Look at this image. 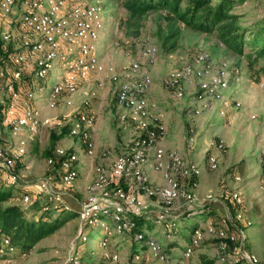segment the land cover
Here are the masks:
<instances>
[{"label": "built area", "instance_id": "1", "mask_svg": "<svg viewBox=\"0 0 264 264\" xmlns=\"http://www.w3.org/2000/svg\"><path fill=\"white\" fill-rule=\"evenodd\" d=\"M103 9L98 2L92 0H0V43L6 49L9 43H18V49L8 55L12 64L10 77L7 71L0 69V97L3 99L2 126L10 132L13 142L4 141L0 145V176L5 177V183L13 187H21L23 183L16 168L22 165L27 156V139L33 137L38 127L62 128L70 124L69 136L84 143L85 150L90 155L94 144L91 130L95 124V114L89 113L90 100L96 95L95 91H85V97L78 106L74 104V97L81 90L90 85L95 77H103L110 83L116 84L117 105L121 113V122H128L140 131L134 140L130 152L116 156L110 173L97 165L94 169V180L90 194L81 203L78 218L81 223L99 224L101 229L109 235H122L135 227L134 217L148 213L146 205L134 195L121 187L112 186L111 180L132 178L138 190L144 195H156L160 208L156 213V223L166 231L170 230V221L180 217L175 214L177 202H183L187 207H201L210 204L209 201L200 202L195 195L197 178L200 168L188 163L176 152H167L161 143L166 137V114L163 111H153L147 100V95L153 86V77L140 62L116 68L103 64L97 54L98 41L102 32ZM17 31V34L14 31ZM157 47L147 42L142 50V58L148 64H154ZM66 67V74L56 83L48 95L46 106L50 111L59 107L71 109L68 115L61 118H41L38 106L44 91L43 85L53 80V72L57 67ZM24 71L32 76L31 87L22 91L21 83ZM229 64L222 62L215 68L207 53L198 54L193 64L182 66L180 69L168 73L165 87L176 98L185 95V83H192L195 106L194 116H201L210 111L217 104L221 105L220 116L226 117L228 108L239 111L241 101H229L225 92L228 90ZM124 79V80H122ZM103 86L98 82V88ZM264 92V80L258 83ZM73 116L75 123L70 122ZM255 120L256 116L251 115ZM212 147L219 151L224 149V142L219 140ZM57 147L54 158L47 160L49 170L58 161L61 173L60 182L66 188H71L78 179L79 151ZM154 149V167L163 173L166 185L153 191L148 187L147 177L143 173V166L147 161V153ZM168 159V163L165 162ZM210 170L217 169V158L209 156ZM176 175L186 180L182 188ZM55 176L47 174L36 183L34 196L29 194L21 197V203L29 205L35 199H44L43 211L58 209L54 202H59V196L53 190ZM239 179V178H236ZM264 189V187H263ZM231 201L237 208L234 213L225 212L217 219L209 220L204 228L195 229L191 241L182 253V264H194L195 251L201 246L206 237L220 239L233 244L230 251L231 262H227L226 247L220 246L222 256L216 264H259L257 258L245 249V236L242 227H249L240 209L242 194L239 190L231 193ZM69 209L61 198V210ZM97 214L110 215V222L97 218ZM86 240L85 237L82 238ZM105 239L102 245L106 246ZM164 246L153 238H149L145 253H140L135 259L145 264L152 261L163 262ZM6 237H0V264H14L18 258L26 256ZM225 255V256H224ZM111 264H118L119 257L112 255ZM70 264H80L73 257Z\"/></svg>", "mask_w": 264, "mask_h": 264}, {"label": "rangeland", "instance_id": "2", "mask_svg": "<svg viewBox=\"0 0 264 264\" xmlns=\"http://www.w3.org/2000/svg\"><path fill=\"white\" fill-rule=\"evenodd\" d=\"M92 2H98L103 9L102 18L104 28L100 33L97 45L99 60L101 62V59L105 60V62H102L103 64L120 68L132 62H140L143 68H147L150 71L153 77V86H157L159 88V93L162 97H165V95H167L165 79L168 73L180 69L182 66L193 64L194 58L198 54L207 53L211 58V62L215 65L218 66L222 62L229 64L230 74L228 76H231L230 83L228 84V90L230 89L229 93L235 95V92L237 91V96H242L241 94L243 93L254 94L255 96L260 95L263 98L264 108V92L259 89V81L254 80L250 76L247 68L246 54L251 52L249 47H246L245 49V56L240 58L239 56L225 50L214 38L200 35L185 27H182L175 42L169 41L163 47L162 43L164 37L167 35V30L166 23L162 22L159 14H150L140 20L129 21L128 13L121 7L119 0H92ZM233 12L241 16V23L246 28L253 26L262 27L261 25L264 24V0H244L240 5L234 8ZM14 33L17 34V31L15 30ZM147 42L155 45L158 50L154 64H148L143 60L141 55ZM172 43H175L174 47H172ZM12 47L13 52H16L14 44ZM4 67L6 70H11L12 66L10 65L9 59L8 62H5ZM65 74L66 67H57L53 72V80L43 85L44 91L42 99H40L38 103L42 119L46 117L62 119L65 115H68L71 112V109L62 107V105L53 111L48 110L46 106V101L52 88L57 82L62 80ZM228 76L226 77V80H228ZM100 82L103 84L101 88H98V81H94V89H91L96 93V95L90 100V104L93 111H95L94 114L96 120L94 128L97 127L98 131L96 136V133L91 131V138H93L92 140L96 145L95 151H97V155L100 154L103 161L97 162L95 158L87 157L85 154L84 143H81L76 138H71L69 135H64V137L56 142L51 141L52 137H54L53 133L55 128L43 127L40 125L32 139H27L29 144L27 145V156L24 163L16 168V172H18L19 177L23 182L21 183L22 186L17 189L24 190L23 187L26 185L36 183L50 173L49 167L46 163L47 156H44L43 153L49 151V156L52 154L54 155V151L57 147L74 149L77 146H80L82 149L79 151V162L88 159L92 168L95 169V167L99 165L105 169L107 174L110 173L111 167L109 165H111V161L114 160L116 156L130 152L134 140L137 138L138 131L130 123L121 122L119 120L121 111L117 108L118 105L116 100L118 86L110 83L106 78ZM228 90L225 92V95L227 97L229 96L228 99H230L232 96L227 94ZM81 92L79 93V98H74L75 106H78L81 100L85 97L83 94L84 91ZM98 93H105L106 98L98 99ZM183 98H166V101L164 100V103H162V101H160L161 98L159 97L160 100L157 101L165 113H172L175 109H173L172 104L176 100ZM186 104L188 105V107L185 108L187 110L191 107L194 108L195 106L194 102H192L191 106L189 105V101H187ZM103 107L107 108L109 114L107 111H102ZM109 110L111 112H109ZM221 111L222 109L220 108L219 112ZM190 115L192 116V119L198 118L197 116H194L192 110ZM227 115L226 112V117ZM184 116L185 120L182 121L181 129L185 140L190 138L194 142L198 141L197 130H199V126H195L198 119L193 122L189 117V113H185ZM263 116L264 115L259 118L256 117L255 120L251 119L250 122H247L246 120V122L242 124V129L243 132L246 133V136L239 144L236 142L234 130L236 127L240 126V123L238 118L235 119L233 116L226 120L225 125L227 126V129L223 128L224 132L222 131V134L220 130L216 128V130L208 135L207 141L215 142L216 140L214 138L211 139V136L212 134H219L221 138L218 139L224 142V149L220 151L221 161H217V169L214 171H207L213 184L209 186L201 196L198 197L195 193L198 201H209L210 204L216 207V209L219 210L223 208L225 212H228V194L233 190H239L241 192L242 197H244V203L241 207L242 213L245 219L251 223L249 227H242L245 236V249L257 258L259 264H264V157H258L260 153H255L256 146L258 151L264 152V136L259 133L257 128L260 122L264 123ZM220 117L222 121L226 119V117ZM199 118H201V116H199ZM69 119V123H75L76 121L73 116ZM189 123L192 125L190 126ZM224 133L228 135L229 138V144L227 143V145H229L228 147L225 142V137L223 136ZM257 134L258 137L261 136L258 138V141L256 138ZM254 135H256L255 138ZM0 137L7 142H13L10 132L7 128H4L1 123ZM185 140L181 142L183 148L187 145ZM202 147L204 146L196 145V147L193 146V150H201L203 149ZM168 151L171 152L173 149H168L167 152ZM208 154L210 153L206 152L205 157L203 155L204 158L202 159L206 164L208 163ZM106 158L108 160H104ZM202 166H204V164H202ZM157 171L161 172L160 170ZM53 173L56 178L53 190L59 196L60 200L59 202H54L53 205V207L58 206V209L52 208L51 210L60 211V172L57 169H54ZM3 184L4 186L7 184L5 183V177L0 176V185ZM133 184L134 187H136L137 192L140 195H144L138 190L137 184L135 182H133ZM147 184L150 189L155 191L154 189L156 188L152 187L148 177ZM6 187L8 186L6 185ZM241 188H243L244 193H242ZM109 189H112V185L109 186ZM19 190L16 191L14 189L12 192L17 193ZM123 190L125 189L123 188ZM125 191L134 195L142 202L138 196L139 194L128 191L127 189ZM22 194L34 196V193L27 191L24 193L22 191ZM21 197L17 202H21ZM147 197L158 203L157 205L160 208V203L156 195ZM84 200L82 199L81 201L83 202ZM20 205L22 207L27 206L22 203H20ZM146 209L148 211V214L146 215L151 218L149 222L154 226L149 238H153L165 248L167 240L169 239L167 237L168 232L162 226L154 224L158 208L157 206H147ZM185 210L187 211V208H185ZM175 214L178 215L180 212H175ZM36 215L38 216L40 214L38 213ZM208 218L209 220H212L214 216L211 215ZM209 220L201 215H194L186 223L184 230L188 234V232H191L195 226L199 224L204 228ZM183 223L184 221L182 220L178 221V229H183ZM98 225L99 224L90 225L85 222L78 223L77 221L72 222L58 230L54 235L42 241L33 250L28 252L25 257L18 258L14 264H70L73 257L77 258L80 264H92L101 257L110 258L112 255H117L119 257V264H128L129 244H125L124 242L121 243L122 236H118L116 239H109L106 242V246H103L101 244L103 233ZM160 228L162 230H160ZM83 237H85L86 240H83ZM187 244L182 246L178 251L174 250V256L169 258L168 261H152L149 264H182L179 258H181ZM205 244L206 243L202 244V247L200 246L201 251L198 253L199 260L201 259L200 256L215 258L222 255L220 247L215 244V242H210V246ZM145 252L146 250L141 253ZM142 264L145 263L142 262Z\"/></svg>", "mask_w": 264, "mask_h": 264}, {"label": "trees", "instance_id": "3", "mask_svg": "<svg viewBox=\"0 0 264 264\" xmlns=\"http://www.w3.org/2000/svg\"><path fill=\"white\" fill-rule=\"evenodd\" d=\"M243 1L244 0H119L121 7L128 13L129 21H137L150 14H159L162 22L166 23L167 30V35L164 37L162 43L163 47L169 41L175 42L182 27L188 28L200 35L214 38L225 50L240 58L245 56V49L249 47L251 52L246 54L247 68L250 76L254 80L260 82L264 80V24L261 25L262 27L253 26L250 28H246L242 25L241 16L233 11L234 8ZM174 46L175 43H172V47ZM10 53H14L10 43L7 45L6 49H4L2 43H0V69L7 71V78L10 77V70H6L4 64L6 61L8 62V55ZM10 65L12 66L11 63ZM31 82L32 76L30 72L24 71L21 83L22 91L30 88ZM0 113V123H2L3 106L1 105ZM69 129L70 124L62 128H55L53 133L54 137H52L51 141L56 142L64 137V135H69ZM43 155L47 156V160L54 158L53 154L49 156V151H45ZM54 169L59 171L58 161H55L52 170H50L51 174L55 176L53 173ZM179 177L180 179L177 180L182 188H184L186 186V180L181 176ZM123 180L124 179H119L117 181L111 180V185L126 190L122 184ZM6 185L8 187H6ZM6 185H0V237L8 238L21 252H30L42 240L49 238L58 230L62 229L69 220L78 217V212L70 208L60 211H43L46 205L44 199H35L26 207L11 203L10 200L13 197L12 190L15 189L17 191L19 187ZM228 198V209L231 213H234L237 208L231 201V193L228 194ZM241 207L242 205L238 209L242 211ZM38 213L40 215L37 216L36 214ZM146 214L134 217L135 227L122 235L115 233L109 235L104 232L103 229H100L103 233L102 241L105 239H116L118 236H125L126 239L123 242L129 244L128 264H142L141 261H137L135 258L142 251L146 250L149 235L154 229V226L149 222V220H151L150 216ZM194 215H201L203 217L215 216V207L212 204H205L201 207L188 206L184 214L170 221V230L167 231L169 240H167L163 252L166 261L172 258L170 257L171 251H178L181 249L182 245L178 242V239L185 240L188 244L190 243L197 225L191 232H188V234L185 232L184 228L189 219ZM96 216L101 220L108 223L110 222V215L97 214ZM179 220L184 221L182 226L183 229H178L177 227ZM154 224L157 225L156 215ZM212 241L219 247L221 245L226 247V253L223 254H226L227 262L230 263L232 260L230 251L233 248V244L220 239H212ZM202 244H204V240L201 245ZM221 256L222 255L215 258L200 256L201 259L199 264H216ZM92 264H111V260L107 257H101Z\"/></svg>", "mask_w": 264, "mask_h": 264}, {"label": "crops", "instance_id": "4", "mask_svg": "<svg viewBox=\"0 0 264 264\" xmlns=\"http://www.w3.org/2000/svg\"><path fill=\"white\" fill-rule=\"evenodd\" d=\"M13 44H14V49L17 50L18 49V43H10L11 46ZM101 60H102V62H105V60H103V59H101ZM217 67L218 66L215 65V68H217ZM230 77L228 76V80H227L228 84L230 83V80H231ZM103 79H104L103 77H95L92 80L91 84L88 85L87 88H85L81 91H84L83 92V94H84L86 90L94 89L93 82L94 81L100 82ZM91 86H92V88H91ZM184 88H185L184 98L178 99L172 104L173 109L175 108L172 113H165L163 108L161 107V105L157 101V100H160L159 97L161 98L160 101H162V103H164V100L166 101V98H171V97L176 98L167 89H166L167 95H165V97H162V95L159 93V88L157 86H152L151 91L147 95V100L149 102L150 108L153 111H163L166 114L167 133H166L165 139L161 143V146L166 151L168 149H173V152H176L179 156H181L183 159H185L188 163L195 164V165L201 167V168L199 167L201 173H200V176L197 178V188L194 191L196 193V195L199 197L208 189L209 186H211L213 184L212 179H210V177L208 176V172H207V171H210L209 163L206 164V162H204L202 160L205 157V153L208 152V153H210V154H208L209 156H215L217 158V161L218 160L221 161L220 151L211 146L213 143H217L216 141L220 140L218 138H221V137L219 134H212L211 139L214 138L216 141L215 142H213V141L208 142L207 141L208 135L210 133H212L214 130H216V128L218 130H220V132L222 134V131L224 132V129L227 127L225 125L226 120L230 119L233 116L235 119L238 118L239 123H240V126L236 127V129L234 130L236 142L239 144L243 140V138L246 136V133L243 132L242 124L244 122H246V120H247V122H250V120H251L250 116L251 115H255L258 118L261 117L262 115H264L263 98L260 95L255 96L254 94H244V93L241 94L242 96H237V93H238L237 91L235 92V95H233V94L229 93L230 92V89H229L227 94L232 96L229 100L232 101L235 99V100L241 101L242 108L239 111H235L233 108H228L227 109L228 115H227L226 119H224L223 121L221 120V117L219 114L220 113L219 109L220 108L222 109L221 105L217 104L210 111H205L201 115V118H199V117L196 118V119H198V122L195 123L196 124L195 126H199V130H197L198 131V141L194 142L190 138L185 140L183 133H182L181 124H182V121L185 120V116H184L185 113H187V114L189 113V117L191 118V121L192 120H193V122L196 121V119H192V116L190 115L191 110L193 108L191 107L189 110L185 109L188 107V105L186 104L187 101H189L190 106L192 105V102H194V93H195L196 87L192 83H185ZM79 93L77 95H75L74 98H76V99L79 98ZM81 94H82V92H81ZM101 94L98 93V99L99 98L105 99L106 98L105 93H101ZM235 97H237V98H235ZM3 104H4L3 98L0 97V105L3 106V109H4ZM194 105H195V102H194ZM91 107L92 106L90 104V108L88 109V112L89 113H95V111H93V109ZM102 111L103 112L107 111V108L103 107ZM109 112H111V111L109 110ZM107 113H108V111H107ZM234 113H235V115H234ZM182 118H184V119H182ZM1 125H2V123H1ZM189 125L191 126L192 124L189 123ZM257 128H258L259 133L264 136V123L260 122L259 126ZM136 130L138 131V135H137V137H138L140 134V131L138 129H136ZM91 131H94L96 133L95 136L97 135V132H98L97 127L94 128V126H93ZM223 136L225 137L226 145H227V143L229 144L228 135H226L224 133ZM255 136L256 135H254V138H255ZM260 137L261 136L258 137V134H257V136H256L257 141H258V138H260ZM31 139L32 138H30V140ZM183 140H185L187 142L186 143L187 145H185V148H183V146H181V142ZM4 141L5 140L2 137H0V145H2ZM92 142H93V140H92ZM28 144H29V141H28ZM93 144H94V149H93L92 154L90 155L85 150L86 156L89 158H95L97 162L103 161L102 156L100 154L97 155V151H95L96 145L94 142H93ZM196 145L197 146L203 145L204 147H202L203 149H201V150L200 149H194L193 150V146L196 147ZM228 146L229 145H227V147ZM254 149H255V147H254ZM257 152L260 153L258 157H261V158L264 157V152L258 151L257 146H256V153L255 154H257ZM203 155H204V157H203ZM104 160H108V159L106 158ZM114 160L111 161L112 163H111V165H109L110 167H112ZM165 162L168 163L167 158H165ZM154 163H155L154 162V149H150L147 153V161L143 166V173H144V175H146L150 179V183H151L152 187H155V188L164 187L166 185V182L164 181L162 173L155 169ZM202 164H204V166H202ZM176 179H180V177L178 175H176ZM93 180H94V168H92V165H90V161H88V159H85V160L79 162V164H78V179H77L76 183L74 184V186L71 188H66L61 183V198H62L63 203L67 207H69L71 210H73L75 212H79L80 205L82 203L81 200L82 199L84 200V198L89 194L91 187H92ZM133 182H134V180L132 178H126L122 181V184L128 191L139 194L136 190V187H134ZM36 183L26 185L25 187H23L24 190L23 189L19 190L17 193L12 192L13 197L11 198L10 201H12V203H16V204L20 205L21 202L20 201L17 202V200H19L20 197L24 195V194H22V191H23V193L26 191L34 193L36 191ZM233 191H231L230 193H232ZM241 191H242V193H244L243 188H241ZM19 193H21V194H19ZM138 196L146 206H157V208H158L157 211H159V206L157 205L158 203L152 201L151 199H148V197L146 195H140L139 194ZM243 198L244 197H242V200H243ZM243 203H244V200H243L242 204ZM185 208H187V206L183 202H177L175 212L181 213L183 210H185ZM157 211H156V213H157ZM215 211H216V215L214 216L213 219H217L218 217L222 216V214L225 212L223 210V208L218 210V209H216V207H215ZM32 212H34V211H32ZM205 219L209 220L208 216H206ZM75 221H77L78 223L81 222L79 220V218L76 217V218L69 220L65 224V226H67L70 223L75 222ZM198 227H201V225L200 224L197 225V228ZM201 228H203V227H201ZM160 230H162V229L160 228ZM125 239L126 238L123 235L121 238V241L123 242V241H125ZM42 241H44V240H42ZM178 242L181 243L182 246H184L188 243L187 241L180 240V239H178ZM210 242H213L212 239H209L208 237H206L204 240V243H206L205 245L210 246L211 245ZM201 247H199L195 251V255L193 257L194 264H199V262H200V260L198 259L199 258L198 253L201 251ZM174 254L175 253L173 251H171L170 257L174 256Z\"/></svg>", "mask_w": 264, "mask_h": 264}, {"label": "water", "instance_id": "5", "mask_svg": "<svg viewBox=\"0 0 264 264\" xmlns=\"http://www.w3.org/2000/svg\"><path fill=\"white\" fill-rule=\"evenodd\" d=\"M186 212V210H184L181 214H184Z\"/></svg>", "mask_w": 264, "mask_h": 264}]
</instances>
